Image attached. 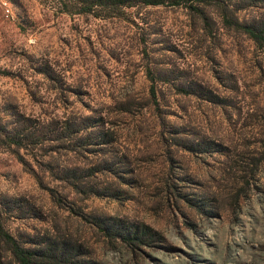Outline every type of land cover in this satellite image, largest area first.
<instances>
[{"label":"rangeland","instance_id":"374dc122","mask_svg":"<svg viewBox=\"0 0 264 264\" xmlns=\"http://www.w3.org/2000/svg\"><path fill=\"white\" fill-rule=\"evenodd\" d=\"M198 1L205 24L183 5L0 0V120L31 139L0 147V222L21 246L264 264V47L234 24L263 22L264 0H219L226 20ZM0 264H17L2 243Z\"/></svg>","mask_w":264,"mask_h":264},{"label":"trees","instance_id":"16d2710c","mask_svg":"<svg viewBox=\"0 0 264 264\" xmlns=\"http://www.w3.org/2000/svg\"><path fill=\"white\" fill-rule=\"evenodd\" d=\"M216 1V0H215ZM219 1V0H217ZM87 2V11L91 8L102 7L107 9H116L119 7H130L134 4H140L143 6H180L183 5L187 7L190 11L195 13L202 21L206 23V17L204 12L198 7V0H86ZM215 5L218 6L221 10L220 15L227 19V14L225 13V7L219 3L215 2ZM237 24L238 28L251 38L256 44L264 47V21L257 26L246 25V24ZM29 134H23L12 132V129H8L2 121L0 120V147L4 148L6 151L11 154L18 155V152L21 148H24L25 139H28ZM32 137V136H31ZM30 139V138H29ZM31 140V139H30ZM53 196L52 194H50ZM54 202H59L56 199ZM148 228L134 227L128 229L124 235H120L124 242L127 244L141 243L144 240V237L147 236ZM0 243H2L10 257L17 264H59L60 258L56 255L57 251H64L63 247L58 246L53 242H45L39 248L35 247H23L16 241L11 235H9L2 227L0 222Z\"/></svg>","mask_w":264,"mask_h":264}]
</instances>
